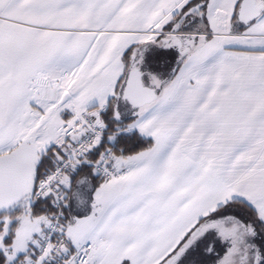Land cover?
I'll return each mask as SVG.
<instances>
[{
	"label": "snow or ice",
	"instance_id": "6c2138e0",
	"mask_svg": "<svg viewBox=\"0 0 264 264\" xmlns=\"http://www.w3.org/2000/svg\"><path fill=\"white\" fill-rule=\"evenodd\" d=\"M0 264H264V0H0Z\"/></svg>",
	"mask_w": 264,
	"mask_h": 264
}]
</instances>
